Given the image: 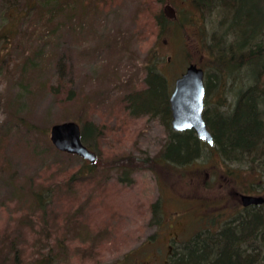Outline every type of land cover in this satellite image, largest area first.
<instances>
[{
	"label": "rangeland",
	"instance_id": "rangeland-1",
	"mask_svg": "<svg viewBox=\"0 0 264 264\" xmlns=\"http://www.w3.org/2000/svg\"><path fill=\"white\" fill-rule=\"evenodd\" d=\"M61 1L0 0V264H14L15 252L33 264L54 237L64 241L62 252L54 246V264H167L206 220L236 216L242 193L264 196V176L215 146L183 167L154 163L172 126L165 113L132 111L155 55L168 99L190 63L215 83L203 23L194 13L161 33L158 13L171 2L184 17L186 0ZM218 13L207 12V34L229 28L227 12ZM210 87L209 112L223 97L222 86ZM65 120L101 128L89 147L95 162L53 145L50 127ZM159 196L160 216L152 211ZM170 231L179 237L169 239Z\"/></svg>",
	"mask_w": 264,
	"mask_h": 264
},
{
	"label": "trees",
	"instance_id": "trees-1",
	"mask_svg": "<svg viewBox=\"0 0 264 264\" xmlns=\"http://www.w3.org/2000/svg\"><path fill=\"white\" fill-rule=\"evenodd\" d=\"M186 1L191 8L184 17H179L180 20L168 19L160 12L156 21L161 33H165L164 31L172 24L175 30H179L180 24L182 25L186 19H191L194 13L199 22L203 23L200 27V33L204 36L202 44L211 58V67L217 73L213 83L210 74L204 69L208 91L206 92L210 93V86L215 84L222 86L223 95V97H214L215 100L210 99L214 100L213 105L219 109L215 108L210 112L204 109V117L213 134L214 143L211 145L201 140L193 129L176 131L171 127L172 116L167 96L169 84L155 55L146 62V90L137 93L131 100L132 111L165 113L164 118L171 127L161 158H155L153 162L160 165L167 164L169 167L173 164L183 167L200 157L205 147L215 146L225 160H235L244 164L247 166L246 170L258 173L262 177L264 176V0H258V6L253 8L251 6L254 0ZM63 2L66 1H61V6L64 7ZM30 8L32 7L28 9ZM213 9L219 10L220 15L221 12H227L226 19L230 26L223 30L215 26L209 35L206 33V17L207 12ZM171 61L172 59L168 62ZM227 94L232 95L230 101ZM207 101L209 103L208 99ZM222 106L225 107L224 110ZM79 123L83 142L93 148L96 137L102 134L101 128L93 121ZM149 163L151 161L147 164ZM147 164L144 163L150 166ZM83 168H86L85 165ZM83 168L78 174L82 173ZM68 186L70 187L71 184ZM53 194L51 196H54ZM35 199L37 205L42 210H46L48 205L46 193H36ZM160 205V199L152 204L154 215L160 216ZM217 224L218 226H215ZM50 240L51 245L47 253H42L33 264H47L48 260H51L49 263L54 264L55 257L59 254L54 246L56 244L62 252L64 241L59 242L55 237ZM11 245L14 248L17 244L12 240ZM12 262L27 264L24 255L20 252L14 253ZM167 264H264V203L249 206L242 204L236 216L221 222H217L215 218L206 220L203 227L183 241L173 252Z\"/></svg>",
	"mask_w": 264,
	"mask_h": 264
},
{
	"label": "water",
	"instance_id": "water-1",
	"mask_svg": "<svg viewBox=\"0 0 264 264\" xmlns=\"http://www.w3.org/2000/svg\"><path fill=\"white\" fill-rule=\"evenodd\" d=\"M163 11L165 16L171 19L177 17V11L171 2L164 6ZM205 96V70L198 63H190L176 78L170 95L171 123L176 131L193 129L200 139L212 145L214 143L213 134L204 117ZM50 139L60 151L77 154L90 162L97 160V154L83 142L81 124L76 120L52 124ZM240 196L243 206L264 203L262 195L242 193Z\"/></svg>",
	"mask_w": 264,
	"mask_h": 264
},
{
	"label": "flooded vegetation",
	"instance_id": "flooded-vegetation-1",
	"mask_svg": "<svg viewBox=\"0 0 264 264\" xmlns=\"http://www.w3.org/2000/svg\"><path fill=\"white\" fill-rule=\"evenodd\" d=\"M172 114V113H171ZM171 119H172V117H171ZM172 126V125H171ZM160 199V201H161V196H159L158 198H157V201ZM170 233V238L169 239H174V238H178L179 237V232H177V231H170L169 232ZM169 246H170V248H171V245L169 244Z\"/></svg>",
	"mask_w": 264,
	"mask_h": 264
},
{
	"label": "bare ground",
	"instance_id": "bare-ground-1",
	"mask_svg": "<svg viewBox=\"0 0 264 264\" xmlns=\"http://www.w3.org/2000/svg\"><path fill=\"white\" fill-rule=\"evenodd\" d=\"M174 89V88H173ZM173 91V90H172ZM172 93V92H171ZM169 99H170V97H169ZM169 105H170V100H169Z\"/></svg>",
	"mask_w": 264,
	"mask_h": 264
}]
</instances>
